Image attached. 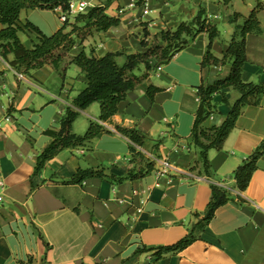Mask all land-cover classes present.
<instances>
[{
	"label": "crops",
	"instance_id": "0c3cea01",
	"mask_svg": "<svg viewBox=\"0 0 264 264\" xmlns=\"http://www.w3.org/2000/svg\"><path fill=\"white\" fill-rule=\"evenodd\" d=\"M87 1L92 3L88 9L105 6L106 13L119 17L120 23L86 37L73 34L75 45L57 68L45 63L19 79L16 69L0 56V181L4 183L0 264H264V154L241 194L243 201L233 198L220 206L199 238L183 250L161 257L154 254L153 248L176 243L188 233L194 213L204 212L212 194L210 181L189 170L198 157L190 136L199 105L197 86L227 76L231 62L202 66L209 42L206 32L159 65V70L158 60L151 58L157 67L127 93L110 121L103 122L111 132L95 138L91 149H64L34 174L37 156L51 141L44 131L60 127L67 107L87 85L81 68L70 62L75 55L82 50L96 57L119 53L116 61L123 65L126 54L155 46L161 31L175 30L203 8L219 30L211 52L221 58L235 29L231 15L247 16L259 4L260 30L246 37L242 70L244 82L257 83L264 80V0ZM59 15L58 8L23 9L20 21H30L52 35L66 23ZM19 38L28 48L38 41L37 34L27 29ZM138 71L140 75L146 70L141 66ZM151 83L161 88L153 98L147 93ZM239 95L233 87L217 93L216 111L204 126L221 124ZM95 103L79 110L74 133L82 135L91 120L100 121ZM116 126L136 127L147 135L142 159L133 158L130 141ZM263 137L264 94L260 104L244 108L222 148L209 151L213 170L219 177H229ZM149 154L169 160L183 173L157 175L155 162L143 176L119 183L101 177L87 178L82 184L64 183L79 167L87 166H106L108 172L126 176L131 169L145 167Z\"/></svg>",
	"mask_w": 264,
	"mask_h": 264
},
{
	"label": "trees",
	"instance_id": "16d2710c",
	"mask_svg": "<svg viewBox=\"0 0 264 264\" xmlns=\"http://www.w3.org/2000/svg\"><path fill=\"white\" fill-rule=\"evenodd\" d=\"M58 7L67 8V0H0V56L17 71L31 75V70L43 66L45 63L59 66L62 54L68 52L75 45L73 34L83 36L93 30L106 31L120 23L119 17L106 13V7L97 5L84 13L75 16L73 24L66 22L62 28L52 35L43 33L30 21L22 23L20 13L23 9H48ZM259 4L244 16L234 12L230 21L235 25L234 32L227 49L221 58L215 57L212 52V43L219 35V30L213 24L205 10L200 8L197 15L190 21L181 22L175 30H163L158 35L159 42L149 47L144 52L126 54V61L120 65L116 61L119 53H107L96 57L81 51L71 59L85 74L87 85L76 95L60 120L59 128H48L44 132L51 137L49 145L37 156L34 174L40 172L47 161L56 156L60 151L68 148L86 147L91 149L92 141L111 130L101 122H108L118 111L120 102L126 99L127 93L136 89L145 80L152 68L168 62L172 57L196 38L200 33L208 34L209 42L202 60V66L214 64L222 65L231 62L230 71L224 78H219L213 83H201L197 86L199 99L198 109L195 113L191 129V144L198 150V157L192 163L189 170L197 171L199 176H204L210 181L211 198L203 213H194V222L188 233L176 243L160 245L153 248L156 257L167 253H177L199 238V233L209 224L215 211L233 198L243 201L242 192L247 188L252 174L257 169L258 159L264 154V137L260 144L250 153L229 177H219L213 170L208 153L211 149H221L224 141L235 127L237 118L242 114L247 105H258L264 94V80L257 83L244 82L242 80L243 66L246 57V37L249 33H257L260 30V22L257 18ZM71 26L68 31L67 28ZM30 30L37 34L38 41L32 47H25L19 33ZM62 49V52H58ZM10 55L12 58H10ZM151 58L158 60L157 66H152ZM143 66L145 72L138 75L136 70ZM65 70V69H62ZM233 87L238 90L239 97L231 105L226 118L219 125L204 126V121L216 111L214 96L222 93L224 89ZM161 88L152 83L147 87V93L151 98ZM97 102L100 105L99 122L91 120L87 131L80 135L72 131V124L79 114V110L85 109L90 104ZM120 132L130 141V151L133 158H143V148L147 135L136 127L125 128L116 126ZM161 141H159L160 143ZM133 159V160H134ZM155 161L147 160L145 167L137 172L130 170L126 176H117L108 172L106 166L79 167L76 173L68 180L67 184H82L90 177L108 178L115 183L126 179H135L143 176L154 168ZM233 180V183L231 181ZM34 187V185H32ZM236 190L234 192L233 190ZM142 250H152L144 247Z\"/></svg>",
	"mask_w": 264,
	"mask_h": 264
},
{
	"label": "built area",
	"instance_id": "2783aa9c",
	"mask_svg": "<svg viewBox=\"0 0 264 264\" xmlns=\"http://www.w3.org/2000/svg\"><path fill=\"white\" fill-rule=\"evenodd\" d=\"M91 2L87 0H67V8L62 9L61 7H58L60 10V16L59 18L62 21H66L70 15L74 14H79V13H84L88 10V8L91 6ZM147 10V7H145V11ZM161 67L158 66L157 70H159ZM17 73V72H16ZM19 79H24V74L18 73ZM103 125H105L103 122H101ZM143 153H146L144 148H139ZM151 158V160L155 161L158 163V168L156 169V174L157 175H167V176H172L174 175H181L183 172L175 169L171 162L167 159H158L156 157H153V155L148 156ZM3 181H0V186L3 187ZM236 192V190H233ZM2 200V196H0V201ZM120 202H123L122 200ZM140 211V209H138Z\"/></svg>",
	"mask_w": 264,
	"mask_h": 264
},
{
	"label": "rangeland",
	"instance_id": "374dc122",
	"mask_svg": "<svg viewBox=\"0 0 264 264\" xmlns=\"http://www.w3.org/2000/svg\"><path fill=\"white\" fill-rule=\"evenodd\" d=\"M59 16H60V15H59ZM75 16H76V14H74V15H70V16H69V17H71L70 20H69V21H70L69 23L73 24V23L75 22ZM68 19H69V18H68ZM63 22H67V21H63ZM87 35H88V34H87ZM87 35H85V36H83V37H86ZM62 51H63L62 49H59V50H58V52H62ZM67 53H68V52H64V53L62 54V56H63V57L66 56ZM63 57H62V58H63ZM62 68H63V67H62ZM15 72H17V73H16L17 76H18V73L25 74V73L22 72V71H17V70H15ZM137 72H140V71L137 70ZM137 74H138V73H137ZM140 75H143V74H140ZM24 76H25V75H24ZM18 78H19V77H18ZM152 80H153V79H152ZM94 105L98 108V112L100 113V105H99V103L96 102Z\"/></svg>",
	"mask_w": 264,
	"mask_h": 264
}]
</instances>
